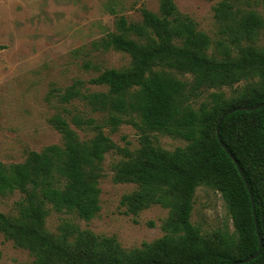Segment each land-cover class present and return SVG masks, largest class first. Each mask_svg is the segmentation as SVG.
Listing matches in <instances>:
<instances>
[{"label": "trees", "instance_id": "16d2710c", "mask_svg": "<svg viewBox=\"0 0 264 264\" xmlns=\"http://www.w3.org/2000/svg\"><path fill=\"white\" fill-rule=\"evenodd\" d=\"M210 1V0H208ZM236 0H219L214 18L225 39L217 52L211 41L171 0H161L158 13L141 9L138 22L123 17L115 32L96 45L128 56L123 68L105 69L86 85L75 80L58 96L61 104L79 100L91 112H101L103 123L74 114L50 119L60 134L59 145L29 151L22 162H0V195L19 193L15 215L0 212V234L15 247L29 252L32 264H231L258 250L249 193L254 201L257 228L262 238L259 255L247 263L264 264V106L253 111L227 110L264 102V46L255 42L264 20L253 11L240 10ZM88 66V64H85ZM187 76V77H186ZM190 78L187 81L186 78ZM245 85L229 97L212 92L210 100L192 103L201 90ZM91 130L85 140L70 127ZM129 123L140 132L139 147L119 148L103 132ZM161 134L185 142L173 150L153 141ZM116 152L114 183L133 184L122 196L124 214L158 205L168 209L160 227L164 234L139 248L124 250L114 237L96 235L62 219L56 233L45 228L51 211L89 222L100 211L99 179L104 156ZM205 186L224 202L232 232L214 231L209 237L190 221L195 189Z\"/></svg>", "mask_w": 264, "mask_h": 264}, {"label": "rangeland", "instance_id": "374dc122", "mask_svg": "<svg viewBox=\"0 0 264 264\" xmlns=\"http://www.w3.org/2000/svg\"><path fill=\"white\" fill-rule=\"evenodd\" d=\"M180 14L188 16L196 28L210 39L209 52H217L218 41L225 35L214 18V6L219 0H171ZM161 0H0V162H22L29 151H40L61 143L60 134L50 123L56 113L68 121L70 115L91 117L103 123L101 112H91L81 101L61 104L57 96L75 80H80L89 91L103 88L86 82L105 69L128 65L127 55L112 50L104 51L96 45L108 33L115 32V21L123 17L128 22L141 19V9L158 13ZM236 7L253 11L264 20V0H236ZM264 46V26L255 42ZM88 64V66H85ZM187 77V76H186ZM185 77V78H186ZM190 81V78H186ZM245 85L201 90L192 103L197 107L210 100L212 92L231 96ZM70 127L85 140L93 136L89 129ZM103 132L119 148L133 152L139 147L141 132L132 124L124 123ZM154 144L173 150L185 145L181 139L154 134ZM121 158L115 151L107 153L101 163L99 179L100 211L89 222L74 215L55 213L47 216L45 228L56 233L62 219L70 220L80 229L96 235L114 237L124 250L139 248L160 238V228L168 216V209L151 206L137 215H125L120 205L123 195L135 186L112 181L111 166ZM20 194L0 195V212L15 215V203ZM190 221L209 237L214 231L232 232L224 202L220 195L205 186L195 189ZM28 251L15 247L0 234V264H32Z\"/></svg>", "mask_w": 264, "mask_h": 264}, {"label": "water", "instance_id": "95a60500", "mask_svg": "<svg viewBox=\"0 0 264 264\" xmlns=\"http://www.w3.org/2000/svg\"><path fill=\"white\" fill-rule=\"evenodd\" d=\"M264 106V102L262 103H258V104H254V105H251V106H238V107H234V108H231L229 110H227L226 112H224V114L219 118L218 122H217V126H216V136L219 140V125L221 123V121L223 120L224 116L226 117L227 115H230L236 111H253V110H256V109H259L261 107ZM221 147L224 149V151L226 152V154L231 158L232 162H234V164L236 165L237 167V170H238V173L240 174L244 184H245V187L249 193V196H250V201H251V206H252V216H253V219H254V225H255V233H256V236H257V239H258V250L256 251V253H254L253 255L245 258L244 260L242 261H235V262H232L231 264H238L240 262L242 263H247L251 260H254L260 253V250H261V246H262V238L260 236V233H259V230L257 228V222H256V216H255V208H254V201L252 199V196H251V192H250V188H249V185L240 169V167L238 166L237 162H235L236 160L234 159V157L231 155V153L224 147V145L222 143H220Z\"/></svg>", "mask_w": 264, "mask_h": 264}]
</instances>
